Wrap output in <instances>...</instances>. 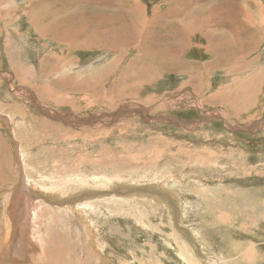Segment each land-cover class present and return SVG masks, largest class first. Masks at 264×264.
I'll return each instance as SVG.
<instances>
[{"label": "rangeland", "instance_id": "374dc122", "mask_svg": "<svg viewBox=\"0 0 264 264\" xmlns=\"http://www.w3.org/2000/svg\"><path fill=\"white\" fill-rule=\"evenodd\" d=\"M240 4L0 0V222L20 173L13 217L45 209L13 264H264V19Z\"/></svg>", "mask_w": 264, "mask_h": 264}, {"label": "bare ground", "instance_id": "6f19581e", "mask_svg": "<svg viewBox=\"0 0 264 264\" xmlns=\"http://www.w3.org/2000/svg\"><path fill=\"white\" fill-rule=\"evenodd\" d=\"M241 1V4H240V6H239V8H238V10L239 11H241V12H244L245 10H246V1L245 0H240ZM256 9H258L259 8V6H258V4L256 5ZM226 11H227V14H230V10H228V9H226ZM258 13L259 14H261L260 15V18H259V22L258 23H260L263 19H264V10H262V9H260L259 11H258ZM29 16V15H28ZM0 18H2V16L0 17ZM33 19V18H32ZM263 22H264V20H263ZM35 23V22H34ZM258 23H256V22H254L253 21V25H255V24H258ZM241 24L244 26V27H247V22H246V20L244 19V18H242L241 19ZM36 25V24H35ZM36 28H37V26H36ZM38 29V28H37ZM208 32V31H207ZM206 32V33H207ZM68 32H66V34H67ZM72 33V32H71ZM209 34H210V31L208 32ZM68 35V34H67ZM85 37H87V36H85ZM95 45H97V44H95ZM87 46V45H86ZM8 74H10V72L8 73ZM215 100H216V98H215ZM130 106V105H129ZM124 110H126V107H122ZM129 109V108H128ZM214 118V117H213ZM83 122H85V121H83ZM223 124L225 123V121L223 120V118H222V121H221ZM19 162L21 163V161L19 160ZM21 167V166H20ZM19 167V168H20ZM17 172V171H16ZM21 174V173H20ZM20 178H21V175H20ZM16 180V179H15ZM22 180H23V182L20 184V182H18L17 184H15V185H11V186H9V187H11L12 188V186H14L13 187V189H11V193L12 194H10V195H12L13 197H14V201L17 203V206H19V203L20 202H18L17 201V199H18V197L24 192L23 191V186L24 185H27L28 187L30 186V187H32L33 186V183H34V180L32 181L33 183H30V181H28L27 180V178H25L24 177V175L22 176ZM12 181H13V179H12ZM58 182V181H57ZM15 183V182H14ZM13 183V184H14ZM26 183V184H25ZM35 187H36V189L38 190V186L37 185H34ZM9 187H8V189H9ZM6 188V187H5ZM39 189H41V188H39ZM43 189V188H42ZM46 189V188H45ZM10 190V189H9ZM47 190V189H46ZM45 190V191H46ZM42 191H44V190H42ZM54 191V190H53ZM52 190H51V192H48V190L45 192V194H41L42 196H44L43 198L44 199H46V198H50L49 196H47L48 194H52V193H56V192H53ZM55 191H57V190H55ZM8 193V192H7ZM27 193V192H26ZM42 193H44V192H42ZM101 194H103V193H94V192H91V193H85V194H83V195H81V199H79V198H77V199H73V198H71V199H67V200H62L61 202H56V205H58V206H56V207H59V208H56L58 211H59V209H60V211H61V213H63V211H67L68 209H67V207H70V209H71V211H72V214H74L75 216H76V214H82V213H86V209H87V207H88V204H89V202H79V201H84V200H91V199H93V197H97V196H99V195H101ZM6 195V194H5ZM7 195H9V194H7ZM24 195V194H23ZM37 196V195H36ZM12 198V197H11ZM27 198V197H26ZM36 198V197H35ZM42 198V199H43ZM54 198V197H53ZM5 200V199H4ZM29 200V199H28ZM45 201V200H44ZM2 205H4V202L3 203H1ZM13 204V203H12ZM23 204V203H22ZM25 204V203H24ZM41 204H42V202L40 203V202H36V203H30V207L31 208H34L35 209V207H36V209L34 210H32L31 212H28V214L27 213H25L24 211H25V209L23 210V214H24V217L25 218H23L24 220H29L30 222H31V224H30V228L28 229V231H29V236H28V238L26 237L25 238V241H26V244H27V246H30L31 247V249H34V247H35V245H34V243L32 244L29 240L31 239V238H34L35 237V235H36V233H37V231H38V227L36 226V224H37V218L40 216L39 214H43L44 213V208H43V206H41ZM76 204V205H75ZM7 205V204H6ZM15 206V205H14ZM17 206H15V207H17ZM9 207H10V205H9ZM48 207H50L51 209H54L55 208V204H54V202H51V203H49L48 204ZM21 209V208H20ZM7 210H9V209H7ZM19 211H21V210H19ZM7 212V211H6ZM27 212V211H26ZM40 212V213H39ZM57 212V211H56ZM10 213V212H9ZM6 214L4 217H6V216H8L9 217V215L10 214ZM71 214V212L69 211V216L70 215H72ZM12 215V214H11ZM38 215V216H37ZM11 217V216H10ZM16 217V216H15ZM22 217V216H21ZM13 218V217H12ZM63 218H65V217H63ZM71 218H72V216H71ZM6 218H4V220H5ZM10 219V218H9ZM17 219H18V217H17ZM2 220V219H1ZM8 220V219H7ZM14 220H16V219H13V221ZM6 221V220H5ZM17 221V220H16ZM19 221H20V219H19ZM18 221V222H19ZM8 223V225L6 224V225H4V227H3V232H0L2 235V242H3V245L2 246H5V245H7V242H8V238L9 239H12V237H14V236H16L15 234H14V231L12 232V230L11 229H13L12 227H15V226H12V224L10 223V221L8 220L7 221ZM12 222V221H11ZM25 222V221H24ZM21 223V222H20ZM29 223V222H28ZM67 223V222H66ZM2 224H3V222H1L0 223V226L2 227ZM5 224V223H4ZM17 224V223H16ZM65 224V223H64ZM67 224H69V223H67ZM17 226V225H16ZM68 226V225H67ZM21 227V226H20ZM23 227V226H22ZM20 229V228H19ZM16 231V230H15ZM22 232H23V229L21 228L20 229V236H21V234H22ZM23 234H26V233H23ZM27 235H28V233H27ZM20 239H21V237H19ZM18 238V243H19V239ZM23 239V238H22ZM10 242V241H9ZM32 244V245H31ZM10 245H12L11 244V242H10ZM9 245V246H10ZM9 248V247H8ZM16 250V249H15ZM10 252V249H8V251H7V248L5 249V248H3V250H2V259H1V261H0V264H13L14 263V261H13V258L11 257V259L8 257V253ZM14 252V251H13ZM249 253V252H248ZM207 259H209V260H212V258L211 257H209V256H207ZM213 263L215 264H220V261H218L217 259H213Z\"/></svg>", "mask_w": 264, "mask_h": 264}, {"label": "crops", "instance_id": "0c3cea01", "mask_svg": "<svg viewBox=\"0 0 264 264\" xmlns=\"http://www.w3.org/2000/svg\"><path fill=\"white\" fill-rule=\"evenodd\" d=\"M226 4V3H225ZM248 4V3H247ZM246 4V5H247ZM220 9H221V12H220V17H222L224 14H227V11H226V7L225 6H220ZM246 10H247V6H246ZM245 10V11H246ZM230 14H231V11H230ZM212 18H214V17H212ZM243 18L246 20V22H247V27L248 26H251V27H255L256 28V25L257 24H255V25H253V21L254 22H256V23H258L259 21H256V20H253V18H252V13L251 12H249V11H247V12H244L243 13ZM261 24V22L259 23V25ZM242 25V24H241ZM243 26V25H242ZM244 27V26H243ZM246 28V27H245ZM1 142V141H0ZM1 148L2 149H4L3 148V146H1ZM2 164H7V160H6V156H5V154L3 153V155L1 154V152H0V170L2 169ZM20 169V168H19ZM20 174H18V178L20 179H18V182H20V184L23 182V180H22V176H21V178H20V176H19ZM16 178H17V176H16ZM17 182V183H18ZM9 189H10V187H9ZM8 192V193H7ZM6 194V195H5ZM7 194H9V195H7ZM10 194H12L11 193V189L10 190H7L6 192H4L2 195H4V207H5V215L6 214H8L9 212V217L8 216H6V217H4L3 216V219L1 220V222H3V224H2V227L0 226V232H3V227H4V225H6L8 222V220L10 221V223L12 224V226H15V227H12L13 229H11L12 230V232L14 231V234L16 235V236H18V238L20 237V229L22 228V226H23V224H24V221H26V220H24L23 218L19 221V219L21 218V216H24V214H23V210L24 209H21V211H20V213L18 214V219H17V217H13V214H12V212H13V208L15 207V206H17V203L13 200L14 199V197L12 196V195H10ZM12 197V198H11ZM3 203V202H2ZM13 203V204H12ZM7 204V205H6ZM9 205H10V207H9ZM15 205V206H14ZM18 207V206H17ZM17 207H15V208H17ZM24 208H25V213H27L28 214V212H31L34 208H31L30 207V203H26L25 204V206H23ZM7 209H9V210H7ZM35 209H36V207H35ZM34 209V210H35ZM7 211V212H6ZM27 211V212H26ZM12 214V215H11ZM11 216V217H10ZM13 217V218H12ZM4 218H6L5 220H4ZM10 218V219H9ZM8 219V220H7ZM13 219H16V220H14L13 221ZM12 221V222H11ZM19 221V222H18ZM0 222V223H1ZM21 222V223H20ZM27 222H29L28 224H27V226H26V228H30V221L27 219ZM5 223V224H4ZM17 223V224H16ZM8 225V224H7ZM17 225V226H16ZM21 226V227H20ZM20 228V229H19ZM16 230V231H15ZM2 234L0 233V238H1V244H0V246H1V251L3 250L2 249V236H1ZM15 237V236H14ZM10 238V237H9ZM33 244V243H32ZM31 244V245H32ZM12 246V245H11ZM2 257L3 256H1V258L0 259H2ZM11 257L13 258V255H11Z\"/></svg>", "mask_w": 264, "mask_h": 264}]
</instances>
